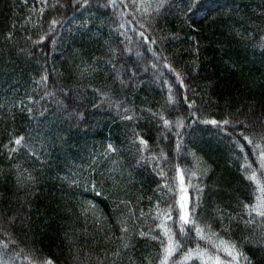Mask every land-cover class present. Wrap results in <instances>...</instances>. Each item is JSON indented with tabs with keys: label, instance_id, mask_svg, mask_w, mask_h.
I'll use <instances>...</instances> for the list:
<instances>
[{
	"label": "trees",
	"instance_id": "1",
	"mask_svg": "<svg viewBox=\"0 0 264 264\" xmlns=\"http://www.w3.org/2000/svg\"><path fill=\"white\" fill-rule=\"evenodd\" d=\"M186 2L172 0L174 7L150 17L146 35L156 42L146 43L132 21L143 15L130 0L127 8L119 0L116 7L108 0H0V240L8 242L7 232L16 241L0 260L20 253L12 264H29L24 257L36 251L53 264H158V241L138 233L155 228L154 206L167 190H158L165 181L151 164L137 163L132 141L139 133L148 141L145 156L163 149L173 163L182 141L178 162L196 172L192 184L203 189L188 187L189 207L199 195L200 221L240 245L250 264H264V230L243 223L253 185L241 165L245 157L259 165L239 135H264V0H199L194 12L182 7ZM52 20L59 23L50 31ZM45 73L47 84H37ZM93 89L120 101L119 111L99 103ZM124 108L136 119H121ZM152 113L184 126L165 129ZM225 118L249 127L228 126V135L201 122ZM109 143L117 151L105 157ZM123 220L130 228L124 234Z\"/></svg>",
	"mask_w": 264,
	"mask_h": 264
},
{
	"label": "snow or ice",
	"instance_id": "2",
	"mask_svg": "<svg viewBox=\"0 0 264 264\" xmlns=\"http://www.w3.org/2000/svg\"><path fill=\"white\" fill-rule=\"evenodd\" d=\"M109 4L112 7L117 6V0H108ZM119 3L125 8L129 7V4L125 3V0H119ZM131 6L135 9L136 12H139L143 15V20L138 19L136 15L133 14L132 21H135L139 26L138 36L142 38L146 43H155L154 39H150L146 35L148 28L153 24L152 17L155 14L156 17H159L161 12L165 8L171 9L173 5L172 0H130ZM183 8L187 9V12H194L199 7V0H187L186 3L182 5ZM43 11V9H41ZM121 17L128 15V13H121ZM184 15H187L185 13ZM191 19V17H188ZM129 21V22H132ZM59 21L52 20L51 27H54L58 24ZM120 28H124L125 24L120 23ZM131 41L132 37H126ZM173 38H176L173 35ZM41 40L44 39L43 36L40 37ZM262 45L264 46V37L261 38ZM130 51V49H126ZM148 51L151 52V48H148ZM140 55V53H137ZM155 56L156 53H153ZM164 66L170 71L174 72L176 79L180 81L183 85V79L181 73L176 71L170 64L167 63L166 58ZM115 67V65H113ZM152 67H156L155 64ZM116 79H120L119 75L116 76ZM48 75L45 73L41 76L40 80L36 81L37 84H47ZM123 83V81H121ZM100 96L99 103H108L109 106H115L117 110L121 108L122 104L118 100H112L111 96L107 92H101L99 89H93ZM46 95H54V93H46ZM67 95V94H66ZM31 100V97H29ZM43 99V97H42ZM169 103H174L173 97L169 95ZM38 103V102H37ZM98 105H94L96 107ZM193 105L189 104V108ZM29 113L32 112V109H28ZM150 111V110H149ZM124 114L121 115L123 120H134L136 119L135 114H127L132 112L129 108L123 109ZM153 116H159V119L163 122V127L165 129H171L173 124L176 128H182L184 126L182 119H177L176 121L168 120L163 113H152ZM195 115V112L191 113ZM204 124H211L220 129V131L225 132L228 135L231 133L228 132V126L235 127L236 125H243L244 129H247L249 125L244 121H235L233 122L231 118H225L222 121L212 120H202ZM179 135V133H177ZM242 136L243 140L251 146L253 153L256 155V162L258 167H252L251 164L247 163V157H245L246 162L241 165V168L244 170L245 179L250 181L253 185V191L251 193V202L243 204L244 215L247 219H243V223L246 226L258 225L262 230H264V135L260 137L259 140H254L252 136L245 135L243 131L239 133ZM136 139L132 141L133 144L139 145L138 151L141 153L140 159L137 161L138 164L142 162H147L151 164L154 170L157 172V175L160 176L165 183L158 186V190L166 189L167 192L162 194L161 200L157 201L155 208V215L152 217L154 221H158L154 229H150L149 233L144 231H139L138 235L140 237H148L153 241H158L160 245V250L158 253V264H196L199 261V264H241V261L244 264H250L248 257L244 254L242 247L238 245L235 241L231 239H226L224 236H221L218 232L213 231L212 226L207 223H202L196 215V207L199 205V195H197L196 203L192 207H189V198L187 195L188 187H192L202 193L203 189L198 185L192 184L193 177L196 176V172L192 169L186 167H181L179 161V154L181 152L182 141L177 139L175 151L177 153V162L173 163L169 160L168 155L161 149L159 154H153L152 156H145L148 148V141L143 139L139 133H135ZM164 139H167L165 136ZM25 137H17L14 140L15 145L20 146L23 144ZM233 143L243 151V145L240 144L239 140L233 138ZM11 152L17 151L16 148L10 149ZM117 149L109 143L107 145L106 151L103 153L105 157L109 156L112 153H115ZM195 156V153H190ZM95 159V158H93ZM163 164L169 165V171H174L175 175L169 176L168 171L162 166ZM208 169L204 168L202 174L206 175ZM32 179L31 176L28 177ZM187 178V187L185 186ZM66 179V178H65ZM73 184H78L79 181L73 180ZM92 187L95 188V182L92 181ZM87 190V189H86ZM99 194V193H98ZM179 196L176 199V196ZM164 196H169L171 203H168L164 200ZM122 203H124L122 201ZM167 204L166 207H161V204ZM91 205V202H89ZM178 206V219L174 218V213L177 210ZM94 208L95 206L92 205ZM129 216L135 221L136 218L133 213H129ZM141 218L145 216L143 210L140 214ZM14 219V218H13ZM230 219L235 220L236 217H230ZM223 220V217H221ZM121 224V233H128L130 228L127 224V220L118 221ZM159 231V235H152L151 233ZM228 231L227 228L224 229ZM194 233V236L192 235ZM4 236L9 237L8 242L0 240V256L4 255L9 248V243L15 244L16 241L10 238V234L7 232L3 233ZM121 240L124 239L122 235ZM247 240V238H245ZM203 241L205 246H201L200 242ZM195 244V247H189L190 244ZM125 249L129 247L127 243L123 245ZM23 249H20V252H23ZM119 251L114 253L115 256H119ZM20 253H16L15 256L10 257L8 261L0 260V264H12V261L18 258ZM179 257V259H177ZM25 260H28L29 264H53V261L50 258L41 257L36 251H33L31 255H26Z\"/></svg>",
	"mask_w": 264,
	"mask_h": 264
}]
</instances>
